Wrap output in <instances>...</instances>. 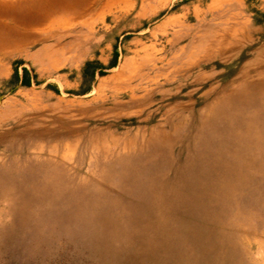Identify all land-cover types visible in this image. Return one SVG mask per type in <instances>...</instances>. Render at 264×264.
Returning a JSON list of instances; mask_svg holds the SVG:
<instances>
[{
    "label": "rangeland",
    "instance_id": "374dc122",
    "mask_svg": "<svg viewBox=\"0 0 264 264\" xmlns=\"http://www.w3.org/2000/svg\"><path fill=\"white\" fill-rule=\"evenodd\" d=\"M102 1L0 19V264H264V125L197 137L261 78L264 0Z\"/></svg>",
    "mask_w": 264,
    "mask_h": 264
},
{
    "label": "bare ground",
    "instance_id": "6f19581e",
    "mask_svg": "<svg viewBox=\"0 0 264 264\" xmlns=\"http://www.w3.org/2000/svg\"><path fill=\"white\" fill-rule=\"evenodd\" d=\"M36 3L44 4V8H47L48 13L45 9V14L36 16L33 20L35 23L27 21L28 19L24 20L23 25H25L26 28L29 29V27L35 26V25H43L46 22H52L54 21V17L52 16V11H55L54 16H62V15H69L73 17H77L81 15L87 7L92 3V0H16V1H9V0H0V19L10 16L11 11L16 9V7H24L27 9H31L30 6H33L36 8ZM38 5V4H37ZM68 18V17H67ZM79 18V17H78ZM61 20V19H57ZM10 21V20H9ZM6 22V21H5ZM55 22V21H54ZM53 23V22H52ZM13 26V25H12ZM7 44V43H6ZM6 48V47H5ZM260 79L258 81H253L250 79V77H243L241 78V85H236L232 92L228 95H225L221 97L219 100H217L212 105L208 106L207 113L200 116L199 123H200V132L197 134V137L200 138L201 141H205L202 137H204V134H210L209 136L212 139L219 140L220 135H225L227 145L229 146L231 143L238 145V125L240 126L249 125L251 124L256 135V131H259V127L261 125H264V71L260 74ZM239 84V83H238ZM249 127V126H247ZM199 128V127H198ZM261 128V127H260ZM240 129V128H239ZM160 130V129H159ZM247 132V131H246ZM193 133V131H192ZM261 134L264 133L263 131L260 132ZM245 136V133H242ZM258 134V133H257ZM172 135V134H171ZM178 135V134H177ZM190 135V133H189ZM250 135V134H248ZM247 135V136H248ZM252 135V134H251ZM165 136V135H164ZM185 136V135H184ZM208 136V135H207ZM219 136V137H218ZM159 137V135H158ZM163 137V136H162ZM168 137V136H167ZM196 137V138H197ZM253 137V136H252ZM258 137V135H257ZM164 138V137H163ZM211 138L208 139L211 140ZM163 140V139H162ZM193 140V138H192ZM191 140V142H192ZM257 140V139H256ZM260 140L263 139L260 138ZM156 141V140H155ZM250 141V140H249ZM180 142V141H179ZM206 142V141H205ZM204 142V143H205ZM219 142V141H218ZM217 142V143H218ZM256 142V141H255ZM152 143V142H151ZM178 143V142H177ZM176 143V144H177ZM185 143V142H184ZM213 143V142H212ZM211 143V144H212ZM241 143V142H240ZM247 143V142H246ZM153 144V143H152ZM174 144V143H173ZM200 144V143H199ZM209 144V143H208ZM222 144V143H221ZM245 144V143H243ZM251 144V143H250ZM170 145V144H169ZM190 145V144H189ZM188 145V146H189ZM225 145L226 147H228ZM249 145V144H248ZM256 145V144H255ZM206 146V145H205ZM212 146V145H211ZM220 146V145H219ZM240 146V145H239ZM259 146V145H258ZM143 147V146H142ZM191 147V146H190ZM238 147V146H237ZM236 148V147H235ZM243 148V147H242ZM246 148V145H245ZM145 149V148H143ZM148 149V147H147ZM174 149V148H173ZM207 149V148H206ZM218 149V148H217ZM239 149V148H237ZM244 149V148H243ZM259 149V148H258ZM195 150V149H194ZM193 150V151H194ZM198 150V149H197ZM202 150V149H201ZM212 149H210L211 151ZM215 150V149H214ZM247 150V149H246ZM254 150V149H253ZM261 150V149H260ZM174 151V150H173ZM207 151V150H206ZM245 151V150H244ZM263 151V150H262ZM146 152V151H145ZM144 152V153H145ZM249 153V151H247ZM200 153V152H198ZM213 153V152H212ZM238 153V150H237ZM236 153V154H237ZM245 153V152H244ZM141 154V153H140ZM173 154V153H172ZM193 154V153H192ZM201 154V153H200ZM220 154V153H219ZM223 154V153H222ZM251 154V153H250ZM210 155V154H209ZM218 155V154H216ZM225 155V154H224ZM194 156V155H193ZM203 156V154H201ZM206 156V155H205ZM211 156V155H210ZM252 156V155H250ZM218 157V156H217ZM220 157V156H219ZM257 157V156H256ZM202 157L201 159H203ZM242 158V157H241ZM246 158V157H244ZM248 158V157H247ZM128 159V158H127ZM150 159V158H149ZM157 159V158H156ZM208 159V158H207ZM213 159V158H212ZM220 159V158H219ZM251 159V158H249ZM257 159H259L257 157ZM130 160V159H129ZM173 160V159H172ZM192 160V159H191ZM210 160V158H209ZM214 160H216L214 158ZM254 160V159H253ZM150 161V160H149ZM175 161V160H174ZM196 161V160H195ZM224 161V160H222ZM126 162V160H125ZM131 162V161H130ZM190 162V161H189ZM206 162V161H205ZM204 162V163H205ZM217 162V161H216ZM253 162V161H252ZM207 163V162H206ZM205 163V164H206ZM219 163V162H217ZM263 163V162H262ZM126 164V163H125ZM130 163H127V165ZM201 164V163H200ZM214 164V162H213ZM225 164V163H224ZM218 165V164H217ZM251 165V164H250ZM213 165H211L212 167ZM226 166V165H225ZM246 166V165H245ZM256 166V165H255ZM253 167V166H252ZM135 168V167H133ZM182 168V167H181ZM215 168V167H214ZM240 168V167H239ZM137 169V168H136ZM204 169V168H203ZM133 170V169H132ZM212 170V169H211ZM226 170V169H225ZM224 170V171H225ZM228 170V169H227ZM235 170V169H234ZM233 172L235 173V171ZM138 171V170H137ZM147 171V170H145ZM174 171V169H173ZM203 171H206L205 169ZM202 171V172H203ZM221 171V170H220ZM223 171V170H222ZM232 171V170H231ZM134 172V171H133ZM136 172V171H135ZM181 172V171H179ZM213 172V170H212ZM215 172V171H214ZM228 172V171H227ZM140 173V172H138ZM143 170V174H144ZM208 173V172H207ZM180 174V173H179ZM202 174V173H200ZM206 174V172H205ZM218 174V172H217ZM176 175V174H175ZM185 175V174H184ZM207 175V174H206ZM209 175V174H208ZM216 175V174H215ZM233 175V173H232ZM128 176V175H127ZM146 176V175H145ZM204 178V174L201 175ZM212 176V175H211ZM214 176V174H213ZM218 176V175H217ZM131 177V176H130ZM133 177V175H132ZM172 177V176H171ZM177 178V177H176ZM180 178V177H179ZM220 178V177H219ZM131 178H127L129 180ZM173 179V178H171ZM175 179V178H174ZM214 179V178H213ZM228 179V178H227ZM201 180V179H200ZM230 180V179H229ZM237 180V179H236ZM175 181V180H174ZM179 181V180H178ZM202 181V180H201ZM206 181V180H203ZM202 181V182H203ZM211 181V178H210ZM166 182V181H165ZM219 182V181H218ZM231 182V181H230ZM164 183V182H163ZM197 183V182H196ZM205 183V182H203ZM232 183V182H231ZM208 184V183H207ZM170 185V183H169ZM196 185V184H195ZM202 185V184H200ZM210 185V183H209ZM204 186V185H203ZM208 186V185H207ZM212 186V185H211ZM220 186H222L220 184ZM128 187V186H127ZM175 187V185H174ZM205 187V186H204ZM210 187V186H209ZM227 187V186H226ZM130 188V187H129ZM172 188V187H171ZM202 188V186H201ZM224 188V187H223ZM205 189V188H204ZM203 189V190H204ZM210 189V188H209ZM174 190V189H173ZM176 190V189H175ZM222 190V189H221ZM226 191V190H225ZM163 192V191H162ZM203 192V191H202ZM220 192V191H219ZM170 193V192H169ZM173 193V191H172ZM171 193V194H172ZM204 193V192H203ZM216 193H218L216 191ZM165 194V193H164ZM170 194V195H171ZM219 194V193H218ZM217 194V195H218ZM227 194V193H226ZM229 194V193H228ZM231 194V193H230ZM169 195V196H170ZM197 195V194H196ZM199 195V194H198ZM197 195V196H198ZM203 195V194H202ZM195 196V197H197ZM211 196H213L211 194ZM155 197V196H154ZM237 197V196H236ZM162 198V196H161ZM164 198V197H163ZM194 198V197H193ZM205 198V196H204ZM214 198V197H213ZM217 198V197H216ZM220 198V197H219ZM222 198V197H221ZM199 199V198H198ZM208 199V197L206 198ZM212 199V197H211ZM226 198H224L225 200ZM182 200V199H181ZM194 200V199H193ZM196 200V199H195ZM194 200V201H195ZM209 200V199H208ZM213 200V199H212ZM218 200V199H217ZM164 202V201H163ZM203 202V201H202ZM201 202V204H202ZM179 203V202H178ZM220 203V202H219ZM232 203V201H230ZM208 204V202H207ZM204 205V204H203ZM206 205V204H205ZM209 205V204H208ZM223 205V203H222ZM228 205V204H227ZM180 206V205H179ZM213 206V205H212ZM224 206V205H223ZM229 206V205H228ZM164 207V206H163ZM162 207V209H163ZM222 207V206H221ZM223 208V207H222ZM230 209V208H229ZM164 210V209H163ZM166 210V209H165ZM223 211V209H220ZM224 212V211H223ZM161 213V212H159ZM161 215V214H160ZM159 216V215H158ZM162 217V215H161ZM222 217V215H221ZM252 218V217H251ZM160 221V220H159Z\"/></svg>",
    "mask_w": 264,
    "mask_h": 264
},
{
    "label": "crops",
    "instance_id": "0c3cea01",
    "mask_svg": "<svg viewBox=\"0 0 264 264\" xmlns=\"http://www.w3.org/2000/svg\"><path fill=\"white\" fill-rule=\"evenodd\" d=\"M102 7L103 8H107V7H109L108 6V4L110 3V0H104V1H102ZM97 4H98V2H97ZM110 5V4H109ZM91 6L89 7V8H87L83 13H82V15H81V18L83 17V16H85V15H87L88 13V11L90 12L91 11ZM65 25V24H64Z\"/></svg>",
    "mask_w": 264,
    "mask_h": 264
},
{
    "label": "trees",
    "instance_id": "16d2710c",
    "mask_svg": "<svg viewBox=\"0 0 264 264\" xmlns=\"http://www.w3.org/2000/svg\"><path fill=\"white\" fill-rule=\"evenodd\" d=\"M24 82L26 83V80H24Z\"/></svg>",
    "mask_w": 264,
    "mask_h": 264
}]
</instances>
